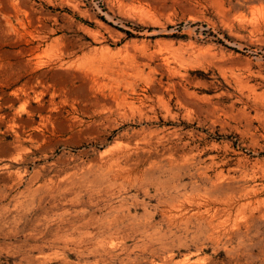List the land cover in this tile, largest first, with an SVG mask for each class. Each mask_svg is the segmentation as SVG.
I'll return each mask as SVG.
<instances>
[{"label": "rangeland", "instance_id": "374dc122", "mask_svg": "<svg viewBox=\"0 0 264 264\" xmlns=\"http://www.w3.org/2000/svg\"><path fill=\"white\" fill-rule=\"evenodd\" d=\"M0 264H264V0H0Z\"/></svg>", "mask_w": 264, "mask_h": 264}]
</instances>
